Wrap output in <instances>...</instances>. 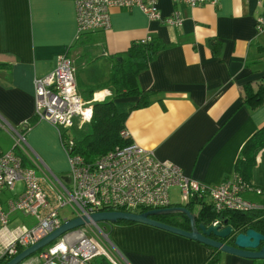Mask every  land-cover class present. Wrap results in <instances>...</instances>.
<instances>
[{"label":"crops","instance_id":"1","mask_svg":"<svg viewBox=\"0 0 264 264\" xmlns=\"http://www.w3.org/2000/svg\"><path fill=\"white\" fill-rule=\"evenodd\" d=\"M74 2L0 0L1 138L9 140L11 130L20 131L33 119L32 80L48 74L59 55L71 60L76 89L78 84L87 89L82 99L93 104L112 97V88L101 89L109 75L110 57L125 52L132 42L151 39L163 49L136 77L137 87L150 91L148 105L135 108L136 97L113 100L116 111L126 114L129 139L199 184L214 186L233 177L239 149L264 123V104L250 111L241 102L242 86L254 88L264 76V30L257 32L254 27L257 19L264 20V0H218L193 8L156 0L161 16L174 9L180 12L178 28L149 21L135 8H112L108 29L78 39ZM76 125L77 121L74 128L81 134L87 127ZM23 138L26 162L41 178L68 176L65 156L49 124L36 121ZM250 184L264 190V148L255 157ZM168 199L170 206H177L175 188L169 189ZM201 202L209 204L207 199ZM190 207L193 214L192 209L198 211L201 204ZM133 227L157 240L138 236L133 250L121 253L113 248L127 264H204L213 253L180 236ZM252 261L222 253L216 264Z\"/></svg>","mask_w":264,"mask_h":264},{"label":"built area","instance_id":"2","mask_svg":"<svg viewBox=\"0 0 264 264\" xmlns=\"http://www.w3.org/2000/svg\"><path fill=\"white\" fill-rule=\"evenodd\" d=\"M172 2L193 8L214 5L218 0ZM112 8H135L149 21L174 28L181 25L180 12L174 9L163 17L156 7V0H75V39L84 33L108 29ZM254 27L257 32L263 31L264 20L257 19ZM32 88L33 117L53 128L66 159L69 184L65 185L52 174L37 177L35 168L22 165L21 155L26 158L23 138L26 130H11L17 142L9 150H0V194L2 190L18 193L3 203L0 201V264L70 220L59 216V210L65 206L69 207L73 218L118 209L132 213L139 208L164 209L171 207L168 191L175 188L177 206L189 202L200 204L207 199L215 213H246L260 208L257 202L244 197L248 193L260 195L259 188L248 186L235 175L214 186L199 184L185 176L178 166L157 160L152 152L132 142L125 128L118 135L123 140H130L128 144L116 146L93 162L85 163L73 153V139L65 134L74 127L75 121L78 129L89 124L92 102L84 101L79 95L72 62L65 54L56 58L48 74L32 80ZM15 212L34 218V224L9 228L14 221H10L9 216ZM219 222L213 220L210 224ZM98 257L107 264H126L118 254L111 256L95 236L87 235L79 227L62 234L20 264H90Z\"/></svg>","mask_w":264,"mask_h":264},{"label":"trees","instance_id":"3","mask_svg":"<svg viewBox=\"0 0 264 264\" xmlns=\"http://www.w3.org/2000/svg\"><path fill=\"white\" fill-rule=\"evenodd\" d=\"M210 46L214 53L218 52L212 43H210ZM161 49H163V46L159 42L149 39L143 42H132L125 52L110 57L111 65L109 75L101 89L112 88V97L102 102L93 103L89 124L79 137H72L73 153L78 154L85 163L89 164L114 147L123 146L130 142L128 139L123 140L119 138V132L124 129L126 114L116 111L113 100L125 97H136L138 101L135 108H143L148 105L150 91L140 90L137 87L136 77L139 72L146 69ZM241 90V102L248 110H255L264 104V76L255 84L254 88L246 84L242 86ZM35 122L34 117L28 120L23 131L27 130ZM65 135L68 134L66 133ZM262 148H264V123L243 143L234 161L233 172L235 176L248 186H252L250 184L251 170L255 164V157ZM21 159L22 165H28L22 155ZM244 197L246 199L249 197L248 200L257 202L260 208L246 213H215L210 204L205 205L199 202L201 207L195 213V220L197 223L207 224L213 220H227L234 234L244 233L246 230L252 229L264 236V190L261 189L260 195L248 193ZM192 204L189 202L183 207L191 212L190 206ZM116 211L127 212L124 209H118ZM145 211L147 209L139 208L134 210L133 213ZM153 219L180 229H187L188 226L187 219L183 215L157 216L153 217ZM117 223L131 224V222L126 221H119ZM218 253V251L213 250V253L204 264H216L218 262ZM98 258L99 262L95 263L94 259L90 264H107L102 257ZM252 262L264 264V260H253Z\"/></svg>","mask_w":264,"mask_h":264},{"label":"water","instance_id":"4","mask_svg":"<svg viewBox=\"0 0 264 264\" xmlns=\"http://www.w3.org/2000/svg\"><path fill=\"white\" fill-rule=\"evenodd\" d=\"M60 179L65 185L69 184L68 176H64ZM171 215H183L188 222L187 229H180L153 219V217L157 216ZM119 221L152 226L153 228L197 242L212 250L238 258L248 260H264L263 235L252 229H248L244 233L234 234L233 229L227 223V220H220V222L216 225H211L210 223H197L195 215L183 206H171L164 209L147 210L141 213L101 211L91 213L87 217L81 216L72 218L60 224L55 230L37 243L20 251L16 256L4 264H20L62 234L76 228L95 225L99 222L115 224ZM225 239H229L231 244L229 245L221 242Z\"/></svg>","mask_w":264,"mask_h":264},{"label":"rangeland","instance_id":"5","mask_svg":"<svg viewBox=\"0 0 264 264\" xmlns=\"http://www.w3.org/2000/svg\"><path fill=\"white\" fill-rule=\"evenodd\" d=\"M77 91H78L79 95L83 99H86V97H87V95L89 93L87 89H85L83 87L81 88L79 84L77 85ZM83 132L84 131H82V133ZM67 134L70 135L71 137H79L81 135V132L80 131H76L75 128L73 127L72 129L67 130ZM2 138H1V135H0V147L1 148L5 147V148H2V151H6L7 148H10V147L16 145L17 140H16L15 137L12 136V133H11V138L9 140H6V139L3 140ZM20 144L22 145V143H20ZM35 174H36L37 177L42 176V174L38 170H35ZM58 177H60V176H58ZM17 193H18L17 191L10 192V191H7V190H2L1 194H0V201L3 203L4 201L12 198L13 194H17ZM171 194L173 195L172 191H171ZM192 212H193V214H195L197 212V208L194 207L192 209ZM58 213H59L60 218H62V219H71L74 216L68 206H65V207L61 208ZM171 216H174V215H171ZM169 219H168V221H170ZM171 219L173 220V218H171ZM9 220L10 221L14 220L8 226L11 229H13V228H15L16 226H19V225H24L26 227H30L35 222L34 218L28 217V216H24L20 212H15L13 214H10ZM164 221H166V220H164ZM134 224H136V226H142V227H147V228L152 227V226H148V225H144V224H137V223H131V224H123V223L109 224V223L99 222V223H97L95 225H88L87 227H82V229L87 235L95 236L100 241V243L103 246V248L111 256H113V253H112V249L113 248L119 250L121 253L122 252L125 253V250H133V239H134V237L137 238L138 236L141 237V236L146 235V234H144L145 232L133 227ZM113 229H115V230H113ZM155 229H157V228H155ZM157 230H160V229H157ZM160 231H163V230H160ZM163 232H165V231H163ZM168 233L169 232H167V234ZM116 234H119V236L117 238L115 237ZM146 236L148 238L157 240L156 237H152L150 235H146ZM170 244H173V243L170 242ZM221 254L222 253L219 252L217 257H219V255H221ZM29 259L25 260L24 262L28 261ZM97 262H99V258H95V263H97ZM257 263L258 262H253V264H257Z\"/></svg>","mask_w":264,"mask_h":264},{"label":"flooded vegetation","instance_id":"6","mask_svg":"<svg viewBox=\"0 0 264 264\" xmlns=\"http://www.w3.org/2000/svg\"><path fill=\"white\" fill-rule=\"evenodd\" d=\"M221 242H222V243H225V244H229V245L231 244V241H230L229 239L222 240ZM261 245H262V244H261ZM261 245H260V246H261Z\"/></svg>","mask_w":264,"mask_h":264}]
</instances>
